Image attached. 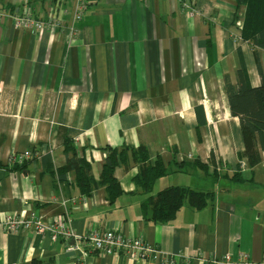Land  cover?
<instances>
[{"label":"crops","instance_id":"obj_1","mask_svg":"<svg viewBox=\"0 0 264 264\" xmlns=\"http://www.w3.org/2000/svg\"><path fill=\"white\" fill-rule=\"evenodd\" d=\"M25 6L37 18L61 15L76 32L17 29L13 16ZM234 8L233 0H94L73 22V0H0V165L32 153L24 172L0 168V264H77L84 249L78 242V250L67 251L68 243L31 230L6 232L1 223L8 215L66 216L79 235L115 230L141 237L160 257L91 254L83 264H164V256L174 264H216L240 253L248 262L237 264H264V154L252 168L238 161L242 134L223 80L228 75L235 83L240 49L250 84L260 83L251 50L239 38L242 17L237 31L231 25ZM66 140L90 163L96 181L106 147L144 145L150 162L160 157L166 168L173 158L176 164L198 160L206 172L172 167L155 190L184 186L214 192V199L202 210L184 207L168 223H147L130 156L129 170L114 171L124 193L113 204L103 188L81 196L73 173L61 181L43 173L46 154L55 169L66 164ZM237 167L246 183L229 180Z\"/></svg>","mask_w":264,"mask_h":264},{"label":"trees","instance_id":"obj_2","mask_svg":"<svg viewBox=\"0 0 264 264\" xmlns=\"http://www.w3.org/2000/svg\"><path fill=\"white\" fill-rule=\"evenodd\" d=\"M51 1L56 3L58 0ZM233 1L235 8L231 17V25L236 24L237 11L243 8L239 38L251 50L260 83L255 87L250 84L240 49L236 51L238 67L235 71V83L231 82L228 75H224L223 80L230 114L239 120L244 145V150L236 157L238 161L246 160L248 166L252 168L260 163L261 154H264V0ZM103 151L105 158L98 181L92 175L90 163L78 155L74 143L69 140H66L63 145L66 164L55 169L49 154H46L41 158L43 173L47 172L57 177L59 181L63 180L67 173H73L74 185L81 196L88 197L94 190L103 188L107 202L113 204L124 193L114 176V171L118 167H122L124 171L129 170L130 156L133 165L138 170L133 182L146 196L140 204V212L145 222L152 224H163L175 220L184 207L202 210L214 199V192L184 186L171 185L158 191L155 190L158 180L168 175L172 167H175L177 172L187 175L192 174L198 167L206 172L207 168L198 160L176 164L173 158L169 167L166 168L160 157L150 162L144 145H139L137 148L106 147ZM210 163L214 164L213 161ZM29 164L28 159L22 163L9 162V165L6 167L0 165V168L12 172H24ZM212 176L216 177L215 171ZM229 180L233 183H246L241 177L239 167Z\"/></svg>","mask_w":264,"mask_h":264},{"label":"built area","instance_id":"obj_3","mask_svg":"<svg viewBox=\"0 0 264 264\" xmlns=\"http://www.w3.org/2000/svg\"><path fill=\"white\" fill-rule=\"evenodd\" d=\"M94 0H73V22L83 19L88 8ZM35 17L32 9L25 6L21 14L13 16V25L22 31H30L32 34H41L52 29H67L76 32L71 24L63 21L61 15L48 16L46 18ZM32 157L31 151H25L21 154L12 156L10 162L22 163ZM70 222L66 216H58L49 220H42L40 217L31 215L28 218L18 217L16 215H8L1 223L4 231L9 233H19L26 230L33 231L39 236H48L52 241L62 240L68 243L67 251L78 250V242L83 244L84 249L81 250L82 256L77 264H83V259L91 254H115L120 252L124 256L133 259L151 262L159 260V250L157 247L146 243L141 237L126 238L120 232L115 230L93 231L86 235H79L72 230ZM238 260L244 263L248 262V255L240 253ZM236 259V260H237ZM232 261L230 256L218 260L216 264L226 262L227 264H237L238 261ZM164 264H174L175 260L172 256H164L160 259ZM188 264V261H184Z\"/></svg>","mask_w":264,"mask_h":264},{"label":"rangeland","instance_id":"obj_4","mask_svg":"<svg viewBox=\"0 0 264 264\" xmlns=\"http://www.w3.org/2000/svg\"><path fill=\"white\" fill-rule=\"evenodd\" d=\"M243 13H244V9H243V8H240V9L237 11V14H236V15H237V16H240V17L243 18ZM242 18H241V20H240L241 22H242ZM237 22H238V21H237ZM241 22H240V23H241ZM234 31H237V30H236V24H235V26H234ZM163 179H164V178H163ZM157 184H158V183H157Z\"/></svg>","mask_w":264,"mask_h":264},{"label":"bare ground","instance_id":"obj_5","mask_svg":"<svg viewBox=\"0 0 264 264\" xmlns=\"http://www.w3.org/2000/svg\"><path fill=\"white\" fill-rule=\"evenodd\" d=\"M238 26H240L241 27V23L240 24H238ZM236 34H239V32H235Z\"/></svg>","mask_w":264,"mask_h":264}]
</instances>
